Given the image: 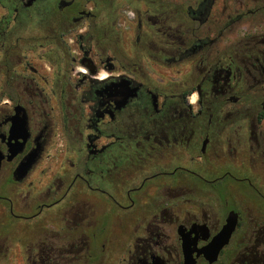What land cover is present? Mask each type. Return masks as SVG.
<instances>
[{
	"label": "flooded vegetation",
	"instance_id": "af4514ba",
	"mask_svg": "<svg viewBox=\"0 0 264 264\" xmlns=\"http://www.w3.org/2000/svg\"><path fill=\"white\" fill-rule=\"evenodd\" d=\"M0 228V264H264V0H0Z\"/></svg>",
	"mask_w": 264,
	"mask_h": 264
},
{
	"label": "water",
	"instance_id": "95a60500",
	"mask_svg": "<svg viewBox=\"0 0 264 264\" xmlns=\"http://www.w3.org/2000/svg\"><path fill=\"white\" fill-rule=\"evenodd\" d=\"M24 125V123H23ZM231 234V226L226 227L224 232L220 235V237L217 239L216 242H214L213 247H214V253L217 254L218 250L223 246L225 241H227L228 237Z\"/></svg>",
	"mask_w": 264,
	"mask_h": 264
},
{
	"label": "rangeland",
	"instance_id": "374dc122",
	"mask_svg": "<svg viewBox=\"0 0 264 264\" xmlns=\"http://www.w3.org/2000/svg\"><path fill=\"white\" fill-rule=\"evenodd\" d=\"M113 219H114V218H111V221H112ZM115 223H116V222H115V219H114V224H115ZM0 231H3V233H4L5 236H10V235L12 234V230L9 229V228H7V229H6V228H0ZM23 236L28 237V231L25 232V233L23 234ZM14 237H16V235H15ZM12 247H13V249L10 251L11 253L15 252L16 248H18L16 244H14ZM17 251H18V250H17ZM4 263H6V264H20L21 261H19V260H17V258H15V259H13V260H9V261H6V262L4 261Z\"/></svg>",
	"mask_w": 264,
	"mask_h": 264
}]
</instances>
